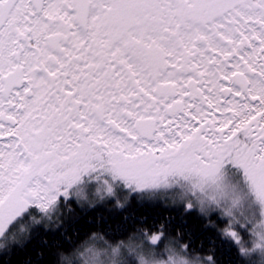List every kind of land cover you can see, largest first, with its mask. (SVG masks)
I'll list each match as a JSON object with an SVG mask.
<instances>
[{"label":"snow or ice","instance_id":"1","mask_svg":"<svg viewBox=\"0 0 264 264\" xmlns=\"http://www.w3.org/2000/svg\"><path fill=\"white\" fill-rule=\"evenodd\" d=\"M101 209L126 239L66 242ZM257 220L264 0H0V264H220Z\"/></svg>","mask_w":264,"mask_h":264},{"label":"trees","instance_id":"2","mask_svg":"<svg viewBox=\"0 0 264 264\" xmlns=\"http://www.w3.org/2000/svg\"><path fill=\"white\" fill-rule=\"evenodd\" d=\"M141 211L145 212V215L150 213L151 209H143ZM168 213L165 212L164 216L167 217ZM101 216L107 218L108 210L101 209L95 212L94 216H88L85 221L84 227L79 231H73L70 237H66L65 240L67 243H71L73 240L77 242V244L82 243L85 239L93 232L99 233V235L103 236L105 240H108L109 243H117L120 240L126 239L125 236L121 235L118 231H116V225L112 224L111 221L105 223L104 220L101 219ZM54 243L48 235H41L36 240L32 242L27 250L24 252L18 253L16 256L12 257L13 264H42L45 261L48 253L49 245ZM55 243H59V240H56ZM102 244L103 242H98ZM194 247L197 249L205 248L209 249L213 247V244L209 242H205L204 238L195 241ZM206 254V253H205ZM220 264H263L262 261L258 257H256L259 261L257 262L254 257H243L240 256L235 251H227L224 249H220L216 253Z\"/></svg>","mask_w":264,"mask_h":264},{"label":"rangeland","instance_id":"3","mask_svg":"<svg viewBox=\"0 0 264 264\" xmlns=\"http://www.w3.org/2000/svg\"><path fill=\"white\" fill-rule=\"evenodd\" d=\"M259 223H260V221L257 220L256 224L253 226V231L249 232V233H246L245 234V238H248L250 240V245H251V247L253 249V251L250 253V256L251 257L255 256L254 258L258 257L259 259H261L263 261L264 260V256H261L259 248L256 247V244L259 243V236L256 234L259 231V228L257 227L259 225ZM256 260H257V262H261L257 258H256Z\"/></svg>","mask_w":264,"mask_h":264}]
</instances>
